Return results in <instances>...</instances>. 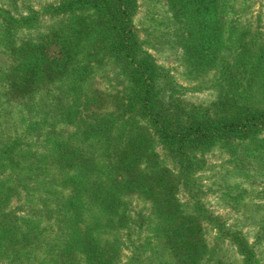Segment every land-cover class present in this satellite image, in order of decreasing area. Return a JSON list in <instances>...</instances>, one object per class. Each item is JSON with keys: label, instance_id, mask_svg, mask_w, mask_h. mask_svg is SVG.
<instances>
[{"label": "rangeland", "instance_id": "obj_1", "mask_svg": "<svg viewBox=\"0 0 264 264\" xmlns=\"http://www.w3.org/2000/svg\"><path fill=\"white\" fill-rule=\"evenodd\" d=\"M51 1L55 0H20L10 10L17 16L26 8L36 9ZM193 3L198 7L205 4L206 15L185 10ZM136 6L132 23L138 42L170 79L172 101L187 110H204L208 115L220 112L215 107L220 99L227 98L238 105L264 108V0H137ZM91 14L83 20H100L97 14ZM96 44L101 47L103 43ZM104 59L88 75L82 91L91 103L85 115H90L94 123L116 121L110 129L105 128L108 137L102 142L83 137L87 130L80 123H56L53 132L45 128L27 133L28 116L22 107L0 98V150L8 143V154L0 156V234L16 221L4 218L3 210L29 207L28 211L34 212L41 205L42 195L52 193L53 199L59 193L65 196L70 193V188L61 186L69 178L67 173L74 176L76 169L65 170L52 163L44 151L46 141L53 142V138L81 149L80 156L85 158L79 157L78 164L92 163V172L85 170L75 179L89 184L88 196L82 187L78 190L84 203L89 205V197L97 201L116 199L119 211L127 214L125 223L130 227L122 231L117 227L108 229L107 224L98 220L107 239L105 255L116 257L117 264H170L168 253L163 255L166 249L153 240V232L133 224L138 214L148 213L149 202L121 191L125 174L118 161L125 147L131 145L129 141L136 143L132 153L137 145L142 147L132 158L134 163L140 162L137 169L147 175H171L173 194L180 214L186 218L184 221L196 220L191 211L193 201L174 178L175 165L163 153L149 122L129 108L127 84L114 68L112 58L104 56ZM5 62L7 53L1 47L0 66L6 69ZM87 122L93 124L91 119ZM49 132L51 138L46 137ZM140 139L141 144L137 143ZM194 157L191 196L218 218L228 232L240 234L254 250L258 264H264V133L219 139L208 149L195 151ZM30 172L36 183L28 185L29 195L17 188L8 199L6 187L10 183L24 185ZM92 209L95 208L89 205L88 219L96 229L99 224ZM22 215L17 213L26 221ZM38 220V216L32 215L30 222L37 224ZM196 222L200 224L198 234L204 240L201 264H243L226 235L218 234L210 224ZM41 227L44 239L56 234L51 223H43ZM54 246L53 242H46L42 252L51 255ZM42 264L52 262L45 258Z\"/></svg>", "mask_w": 264, "mask_h": 264}, {"label": "trees", "instance_id": "obj_2", "mask_svg": "<svg viewBox=\"0 0 264 264\" xmlns=\"http://www.w3.org/2000/svg\"><path fill=\"white\" fill-rule=\"evenodd\" d=\"M19 1L0 0V49L7 53L5 65L8 66L6 69L0 66V98L22 107L28 116L26 132L45 128L53 132L56 123H80L87 130L82 133L86 139L102 142L108 137L105 128L110 129L116 121L94 123L90 115H85L91 103L82 91L91 71L104 62V56L111 57L114 68L127 84L129 108L149 122L163 153L175 165L174 178L193 201L191 211L196 219L184 221L186 218L180 214L171 175H147L136 168L140 162L134 163L132 158L142 147L137 145L132 153L136 143L130 140L131 145L125 147L118 161L125 174L121 191L151 205L147 214H138L133 219V224L153 232V240L166 249L163 255L168 253L170 264H201L204 240L196 221L210 224L218 234L226 235L225 239L234 246L243 264H258L248 242L237 232H228L218 218L211 216L191 196L190 189L194 188L191 179L196 165L194 152L208 149L219 139L248 138L264 133V108L238 105L227 98L218 101L215 109L220 112L208 115L204 110H187L172 101L170 79L138 42L132 23L137 0H55L36 9L26 8L14 16L10 8H16ZM185 10L206 15L207 6L198 7L193 3ZM91 13L97 14L100 20H83ZM98 42L103 43L101 47L97 46ZM90 119L93 124L87 122ZM52 132L46 137L51 138ZM51 140L46 141L44 152L52 163L65 170L76 169L74 176L67 173L69 178L61 186L70 188V193L66 196L59 193L53 199L52 193L42 195L41 205L34 212H29V207L3 210L4 218L16 221L0 234V264H42L45 258L52 264H117L116 257L105 255L107 239L100 222L107 224L108 229L117 227L122 231L130 227L125 223L127 214L119 211L116 199L97 201L89 197L87 201L95 208L92 212L99 224V228L93 229L94 224L88 219L89 205L78 191L82 187L88 196L89 184L75 180L85 170L92 172V163L78 164L79 157L85 158L80 156L81 149ZM137 143L141 144V139ZM7 147L8 143L1 146L0 156L8 154ZM24 182V185L19 182L6 187L10 193L8 199L17 188L29 195L28 185L36 183L31 172ZM18 212L23 213L26 221L17 216ZM32 215L38 216L37 224H31ZM43 223H51L55 228L52 238L42 237ZM46 242L55 244L52 254L47 256L42 252Z\"/></svg>", "mask_w": 264, "mask_h": 264}]
</instances>
